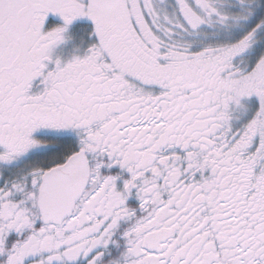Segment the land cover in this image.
I'll use <instances>...</instances> for the list:
<instances>
[{"label":"snow or ice","instance_id":"1","mask_svg":"<svg viewBox=\"0 0 264 264\" xmlns=\"http://www.w3.org/2000/svg\"><path fill=\"white\" fill-rule=\"evenodd\" d=\"M0 264H264V0H0Z\"/></svg>","mask_w":264,"mask_h":264},{"label":"flooded vegetation","instance_id":"2","mask_svg":"<svg viewBox=\"0 0 264 264\" xmlns=\"http://www.w3.org/2000/svg\"><path fill=\"white\" fill-rule=\"evenodd\" d=\"M80 24L81 23H78V24H74L73 26H72V31L74 32V33H78L79 31H80ZM70 45H69V47L68 48H65L63 51H62V54L63 55H68L69 54V51H70Z\"/></svg>","mask_w":264,"mask_h":264},{"label":"water","instance_id":"3","mask_svg":"<svg viewBox=\"0 0 264 264\" xmlns=\"http://www.w3.org/2000/svg\"><path fill=\"white\" fill-rule=\"evenodd\" d=\"M77 23H82L81 21H77V22H75L74 24H77Z\"/></svg>","mask_w":264,"mask_h":264}]
</instances>
